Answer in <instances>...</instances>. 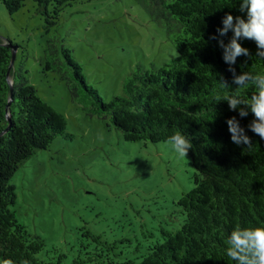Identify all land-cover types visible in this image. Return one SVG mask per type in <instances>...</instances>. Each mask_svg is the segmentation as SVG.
Wrapping results in <instances>:
<instances>
[{
	"label": "trees",
	"instance_id": "16d2710c",
	"mask_svg": "<svg viewBox=\"0 0 264 264\" xmlns=\"http://www.w3.org/2000/svg\"><path fill=\"white\" fill-rule=\"evenodd\" d=\"M2 1L10 13L24 4L23 0ZM35 1L37 12L51 26L63 8L76 0ZM140 1L147 4L151 18L165 27L178 51L176 57L160 67L137 65L124 80L123 94L109 100L86 80L82 64L69 47H61L63 62L48 60L46 69L69 75L72 97L90 104L93 113L107 114L127 141L156 143L183 132L192 143L188 155L196 169L194 186L178 201L185 215L183 223L176 230L163 228V240L150 245L139 261H115L103 253L88 259L96 264H235L228 259L225 244L232 229L237 224H264V140L247 127L253 119L251 112L240 118L227 101L217 102V96L230 91L222 87L221 79L231 84L232 73L218 39L211 37L223 27L227 13L245 15L239 11L240 0ZM231 36L229 31L223 37L225 43ZM240 42L252 55L238 57L237 73H264V58L256 56L255 42ZM9 44L10 38H0V260L51 264L38 257L45 247L44 238L31 234L12 209L17 194L10 180L38 149L47 148L58 135L72 134L64 114L37 93L22 66L11 68L8 74ZM253 91L250 86L242 95L250 96ZM232 116H237L252 138L250 147L231 141L227 120ZM86 234L104 242L99 234L90 230ZM107 245L108 249L115 247L114 243Z\"/></svg>",
	"mask_w": 264,
	"mask_h": 264
},
{
	"label": "rangeland",
	"instance_id": "374dc122",
	"mask_svg": "<svg viewBox=\"0 0 264 264\" xmlns=\"http://www.w3.org/2000/svg\"><path fill=\"white\" fill-rule=\"evenodd\" d=\"M23 3L10 13L0 0V38L15 45L12 69L22 66L37 93L64 114L72 136L58 135L18 168L10 180L17 194L12 209L31 234L44 238L38 257L51 264H96L88 258L97 253L139 261L163 240V228L183 223L178 201L194 186L192 159L180 157L168 140H125L107 114L72 97L69 75L46 63L63 62L61 47H69L86 80L109 100L123 94L137 65L160 67L178 51L140 0H76L51 26L35 0Z\"/></svg>",
	"mask_w": 264,
	"mask_h": 264
},
{
	"label": "clouds",
	"instance_id": "9594fccd",
	"mask_svg": "<svg viewBox=\"0 0 264 264\" xmlns=\"http://www.w3.org/2000/svg\"><path fill=\"white\" fill-rule=\"evenodd\" d=\"M239 11L245 15L234 16L227 13L222 19L223 27L217 29L212 39H218L223 49V60L229 65L232 73V82L221 79L222 87L230 91L216 100L227 101L229 109L238 110L240 118L251 114L253 119L248 129L264 140V73L242 71L237 73L236 63L240 56L251 57L250 49L244 47L241 40H252L257 46L256 56L264 58V0H240ZM232 32L231 38L225 43L223 37ZM243 67V65L241 66ZM232 85H235L233 88ZM252 87L254 91L250 96L242 95V91ZM231 141L236 145H252V138L241 126L237 116L227 120ZM172 150L180 157L188 156L192 148L190 139L181 131H176L168 139ZM226 255L235 264H264V224L245 227L237 224L225 240ZM0 264H14L11 258L0 260Z\"/></svg>",
	"mask_w": 264,
	"mask_h": 264
},
{
	"label": "water",
	"instance_id": "95a60500",
	"mask_svg": "<svg viewBox=\"0 0 264 264\" xmlns=\"http://www.w3.org/2000/svg\"><path fill=\"white\" fill-rule=\"evenodd\" d=\"M9 46L11 47V59H10V63H9V66H8V74L10 73V70L12 68V64L14 62V58H15V45L13 44H9ZM11 82V81H10ZM10 89L12 90V86L10 87ZM8 104H9V101H8ZM8 118H9V115H8Z\"/></svg>",
	"mask_w": 264,
	"mask_h": 264
}]
</instances>
